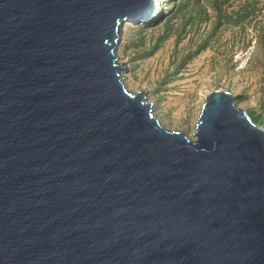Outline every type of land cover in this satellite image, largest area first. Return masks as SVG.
I'll list each match as a JSON object with an SVG mask.
<instances>
[{
    "label": "water",
    "instance_id": "obj_1",
    "mask_svg": "<svg viewBox=\"0 0 264 264\" xmlns=\"http://www.w3.org/2000/svg\"><path fill=\"white\" fill-rule=\"evenodd\" d=\"M155 0H0V264H264V129L228 91L195 139L118 47Z\"/></svg>",
    "mask_w": 264,
    "mask_h": 264
},
{
    "label": "rangeland",
    "instance_id": "obj_2",
    "mask_svg": "<svg viewBox=\"0 0 264 264\" xmlns=\"http://www.w3.org/2000/svg\"><path fill=\"white\" fill-rule=\"evenodd\" d=\"M163 2L154 24L122 28L117 55L127 89L146 92L161 124L190 139L214 91L233 93L264 129V0ZM247 51L243 65L238 57Z\"/></svg>",
    "mask_w": 264,
    "mask_h": 264
},
{
    "label": "bare ground",
    "instance_id": "obj_3",
    "mask_svg": "<svg viewBox=\"0 0 264 264\" xmlns=\"http://www.w3.org/2000/svg\"><path fill=\"white\" fill-rule=\"evenodd\" d=\"M163 1L164 0H155V5L157 6L158 11L154 15V17H152L149 21L144 22V25L154 24L157 21V19L163 14L164 10L166 9ZM119 63H120V65L123 66V64L121 62H119Z\"/></svg>",
    "mask_w": 264,
    "mask_h": 264
},
{
    "label": "built area",
    "instance_id": "obj_4",
    "mask_svg": "<svg viewBox=\"0 0 264 264\" xmlns=\"http://www.w3.org/2000/svg\"><path fill=\"white\" fill-rule=\"evenodd\" d=\"M249 57H250V55H249V51H247L244 55H242L241 57H238V59L240 60V61H243V65H246V63L248 62V60H249ZM246 62H245V61Z\"/></svg>",
    "mask_w": 264,
    "mask_h": 264
}]
</instances>
